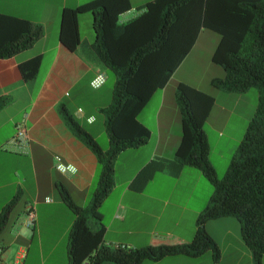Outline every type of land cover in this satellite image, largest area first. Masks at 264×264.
<instances>
[{"label":"crops","instance_id":"crops-1","mask_svg":"<svg viewBox=\"0 0 264 264\" xmlns=\"http://www.w3.org/2000/svg\"><path fill=\"white\" fill-rule=\"evenodd\" d=\"M89 1L92 0H0V13L30 20L45 29V36L31 49L11 59H0V99L8 100L0 110V215L18 199L0 236V264H70L69 234L76 217L60 191L64 189L79 207L88 208L93 202L100 172L98 158L70 129L62 114L65 110L79 123L85 121L91 131H96L97 117L101 114L110 147L103 110L113 102L116 78L112 88L107 89L109 73L113 72L94 50L97 37L94 15L79 16L81 42L75 51L61 42L64 9ZM152 1L130 0L132 10L121 16L120 24L137 17L139 9ZM206 31L209 30H202L167 85L154 94L161 95L160 106L152 118L153 126L145 109L139 115V121L150 131L148 143L122 152L116 160L114 187L98 209L100 218L92 220L94 229L104 226L105 245L131 249L175 246L187 244L195 237L199 216L213 194L208 189L201 207L191 209L199 186L206 182L203 174L189 167L178 171L177 165L171 164L146 182L143 171L157 159H176L182 140L177 87L181 83L195 86L181 79L173 82ZM37 56L42 57L40 71L34 80L25 82L19 65ZM100 75L105 77V83L94 88L92 82ZM20 124H25L29 135L26 153L19 152L11 143ZM91 135L96 141L102 137ZM125 154L133 159L120 167ZM58 164L71 168L62 172ZM184 177H192V184H180ZM161 180L162 183L173 180L174 185H158ZM30 208L35 209L37 216L33 228L25 225ZM228 219L211 220L207 225V232L221 250L219 263L208 251L196 258L178 255L144 264H228L225 261L228 255L240 259H231L229 264L244 260L246 264H254L237 226L236 233L230 228L219 235L212 231L216 225L227 226Z\"/></svg>","mask_w":264,"mask_h":264},{"label":"trees","instance_id":"trees-1","mask_svg":"<svg viewBox=\"0 0 264 264\" xmlns=\"http://www.w3.org/2000/svg\"><path fill=\"white\" fill-rule=\"evenodd\" d=\"M132 10L130 0H92L76 8H65L61 42L71 51L80 45L79 16L95 17L96 54L113 72L116 82L113 102L103 112L110 147L102 149L94 137L67 111L64 119L76 136L97 156L100 172L90 207L76 205L62 189L65 204L76 219L69 234L70 264H144L171 256L196 258L210 251L214 261L221 260V250L206 230V223L234 218L240 224L244 245L254 264L264 259V0H154L140 8V14L120 24L123 14ZM202 30L220 36L212 62L225 71L224 78L211 84L226 93L259 90L255 116L234 154L223 178L210 161L206 124L216 98L195 87L181 83L176 101L181 114L182 140L176 159H157L144 172L145 181L175 164L199 170L213 185L208 205L199 216L194 239L187 244L148 246L131 249L104 244V226L94 229L98 209L115 184V163L119 155L148 143L150 131L139 121L154 94L164 88L174 72L193 49ZM45 36L40 24L0 13V59L6 60L31 49ZM37 56L19 65L23 80H34L41 68ZM8 103L0 99V110ZM141 177V176H140ZM16 198L0 215V236Z\"/></svg>","mask_w":264,"mask_h":264},{"label":"rangeland","instance_id":"rangeland-1","mask_svg":"<svg viewBox=\"0 0 264 264\" xmlns=\"http://www.w3.org/2000/svg\"><path fill=\"white\" fill-rule=\"evenodd\" d=\"M219 40L220 36L212 31H206L202 34L198 41L196 50L180 68L179 72L176 74L175 82H173V84H176V80L179 81L181 79L216 98L217 103L215 104L212 114L206 124V132L210 144V161L216 169L218 177L221 179L225 176L231 160L241 141L244 139L249 124L255 116L259 105L260 93L256 88H252L248 92L242 94L226 93L212 86L211 82L213 79L221 78L225 75L223 68L221 66H217L211 60L212 54L215 51ZM114 80L115 77L110 72L107 89L112 88ZM160 95V93L156 94L145 108L150 126H153L152 118L154 116V112H156L160 106ZM167 97L169 100V94ZM165 110L166 109H164V112ZM97 118L99 119V124L96 131H91L87 124H85V121H80V123L83 129L88 133L90 132L94 135L102 134V137L98 139L97 143L102 149L107 150L109 145L104 134V127L102 128L103 116L99 114ZM174 134L176 135V132H174ZM129 159H133L132 155L125 154L120 160V167H123V165L125 166V162ZM189 168L191 169V167ZM204 179L206 182L204 186H199L198 197L195 195V200L193 201V204H191V209L193 207H201L199 205L202 203L205 195L208 196V189H212V192L214 191L213 185L206 178ZM193 180L194 179L192 177H184L180 184H192ZM167 181L168 182L165 181L162 183L161 180L158 185H161V183L162 185L169 187L174 185L173 180L172 182H169V180ZM199 200L201 201L199 202ZM227 221V226L222 227L221 225H216L212 231H215L217 235L221 234L222 230L224 231L226 228H230L234 233H236V229L238 232V228L240 231V224L236 219L229 218ZM210 222L211 221H208L205 226H207ZM236 226L238 228H234ZM212 227L213 225L210 226V229ZM207 229L208 226L206 230ZM231 259L236 260L239 259V257L237 258L236 255H228L225 257V261L228 264L231 262ZM240 264H246V260L241 261Z\"/></svg>","mask_w":264,"mask_h":264},{"label":"built area","instance_id":"built-area-1","mask_svg":"<svg viewBox=\"0 0 264 264\" xmlns=\"http://www.w3.org/2000/svg\"><path fill=\"white\" fill-rule=\"evenodd\" d=\"M105 83V77L100 75L97 79L92 82V86L94 88H100ZM13 147L21 153H26L29 148V135L25 124H20L17 126V133L15 134L14 138L12 139ZM58 162L61 161L60 158L57 159ZM71 167H66L62 164H58V169L62 172H66ZM50 200H48L49 202ZM36 212L34 208H30L27 213L26 219V227L33 228L36 223ZM84 264H89L88 262Z\"/></svg>","mask_w":264,"mask_h":264}]
</instances>
